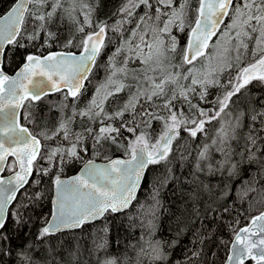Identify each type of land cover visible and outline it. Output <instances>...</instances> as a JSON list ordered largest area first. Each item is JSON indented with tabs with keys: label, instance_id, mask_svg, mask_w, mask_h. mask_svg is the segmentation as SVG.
I'll return each mask as SVG.
<instances>
[{
	"label": "trees",
	"instance_id": "trees-1",
	"mask_svg": "<svg viewBox=\"0 0 264 264\" xmlns=\"http://www.w3.org/2000/svg\"><path fill=\"white\" fill-rule=\"evenodd\" d=\"M14 2L0 0V15ZM120 5L121 0H30L19 33L4 47L2 68L11 73L28 54L78 51L89 33L105 30L76 97L62 89L37 100L27 97L21 106L20 122L41 147L0 228V264H223L235 232L264 211V81L254 76L239 83L243 69L264 50L245 52L201 80L196 72L206 68L205 56L225 23L205 53L189 63L183 61L185 42L174 39V47H165L174 68L163 71L173 72L175 82L139 91L121 72L115 81L122 86L104 100L107 116L94 115L88 106L111 65L124 63L125 72L138 68L121 44ZM161 11L159 20L170 18ZM145 14L150 18L149 8ZM195 14L194 9L188 28ZM180 28L173 23L174 38ZM178 66L196 71L185 75ZM169 116L178 122L171 146L148 164L129 208L106 211L78 229L44 231L55 177L75 172L87 159L129 156V143L139 134L152 150ZM104 129L114 136L103 135ZM15 167L9 159L4 173Z\"/></svg>",
	"mask_w": 264,
	"mask_h": 264
},
{
	"label": "water",
	"instance_id": "water-1",
	"mask_svg": "<svg viewBox=\"0 0 264 264\" xmlns=\"http://www.w3.org/2000/svg\"><path fill=\"white\" fill-rule=\"evenodd\" d=\"M233 0H200L197 16L185 43L183 61L189 63L207 50ZM30 0L15 2L0 15V228L17 192L26 184L41 140L20 122V110L29 97L37 100L65 89L76 97L94 65L104 42L99 28L86 36L80 51L53 50L28 54L13 72L2 68V54L21 28ZM259 76L264 81V56L247 65L240 84ZM175 129L163 130L153 152L137 144L129 156L114 155L107 160L87 159L78 169L57 176L52 183L51 213L44 225L47 234L78 229L99 220L106 213L122 212L132 204L149 163L163 157L171 146ZM9 159L15 169L4 173ZM249 261L245 263L246 261ZM223 264H264V211L253 215L232 237Z\"/></svg>",
	"mask_w": 264,
	"mask_h": 264
},
{
	"label": "rangeland",
	"instance_id": "rangeland-1",
	"mask_svg": "<svg viewBox=\"0 0 264 264\" xmlns=\"http://www.w3.org/2000/svg\"><path fill=\"white\" fill-rule=\"evenodd\" d=\"M162 1L164 5L170 2V0ZM128 3L129 5L132 4L133 0H128ZM233 4L229 20L235 18L234 21H231L228 26L225 24L219 32L217 38L211 44L213 52L207 53L205 56L206 68L200 73L196 72L195 78L199 76V79L202 80L208 70L231 64L237 58L243 59L245 52L253 54L264 50V0H240L239 5L234 0ZM179 7H182V4ZM129 23L131 24L129 25ZM172 25L173 22L169 17H164L162 21L158 17L156 22L149 18L145 12L134 16L132 20L122 17L121 44L129 51L127 57H131L130 60H133L138 68L135 72H125L123 71L125 69L124 63L111 65V72L93 94L87 111H92L94 115L107 116L108 112L104 100L109 94L118 91L122 86V83L115 81L116 76L121 72L123 75H127L129 81H132V78L135 80L136 89L138 88L139 91L150 90V85L153 83L160 88L165 85V81L175 80L173 72H164L168 67L174 68V65L170 62V55L165 50L166 45L174 47V39L177 42L174 35L171 34ZM180 26L179 23L177 28L179 29ZM240 26L243 27V30ZM179 69L185 71V75L196 71L193 66L187 68L178 66ZM181 81L182 79L178 83H181ZM177 126V120L173 116H169L168 120L165 121L164 129L167 127L177 129ZM102 133L103 135L108 134L110 138L114 136L111 129H104ZM137 144H144L147 147V140L144 135H136L130 141V151ZM157 144L158 142L152 150L147 148L148 151L153 152Z\"/></svg>",
	"mask_w": 264,
	"mask_h": 264
},
{
	"label": "flooded vegetation",
	"instance_id": "flooded-vegetation-1",
	"mask_svg": "<svg viewBox=\"0 0 264 264\" xmlns=\"http://www.w3.org/2000/svg\"><path fill=\"white\" fill-rule=\"evenodd\" d=\"M200 0H182V7H179L176 4L177 0H170L169 3H166L164 5L163 1L161 0H133V3L129 5L128 0H121V5L119 6V10H121V19L122 17H125V19H129L132 20L134 16L140 14V13H144L146 11L147 8L150 9L151 15L150 18L153 19L154 21H158V15L157 13L161 10H164L165 13L170 14V19L173 23H175V27L177 28L178 24H181V28L180 30H176L174 31L175 37L178 41L180 42H185L187 40V36H188V32L191 28V26L193 25V22L197 16V8H198V4H199ZM118 2L120 3V0H118ZM234 3V0L231 2L228 12L224 18L223 23L221 24V26L225 23V24H229L231 21H234V19L229 20V16L231 14V7L232 4ZM179 7V8H178ZM194 9L196 11L195 16L193 17L191 26L188 28V23L191 21L192 19V14L194 12ZM162 12V11H161ZM174 12V13H173ZM241 12V11H240ZM133 15H132V14ZM173 13L172 17L171 14ZM239 13V12H238ZM237 16V15H236ZM132 23V22H131ZM129 23V25L131 24ZM173 26V25H172ZM220 26V27H221ZM104 29L103 27H99ZM98 28V29H99ZM241 30H243V27L240 26ZM219 30V29H218ZM105 31V30H104ZM216 35V34H215ZM214 35V36H215ZM183 36V37H182ZM213 36V37H214ZM212 37V38H213ZM233 37V36H231ZM230 37V38H231ZM211 38V39H212ZM217 38V36L215 37V39ZM220 38V37H219ZM86 39V37H85ZM82 42V46L81 48L78 50L80 51L84 45V41ZM105 41V39H104ZM110 42V41H109ZM104 43V42H103ZM103 43L99 49V51L102 49ZM112 44V43H111ZM110 48V47H109ZM73 51V50H72ZM98 51V53H99ZM98 55V54H97ZM108 57L110 58H114L117 57L119 58L120 53H118L117 56H115V53H109L107 54ZM99 160V159H98Z\"/></svg>",
	"mask_w": 264,
	"mask_h": 264
},
{
	"label": "bare ground",
	"instance_id": "bare-ground-1",
	"mask_svg": "<svg viewBox=\"0 0 264 264\" xmlns=\"http://www.w3.org/2000/svg\"><path fill=\"white\" fill-rule=\"evenodd\" d=\"M198 9V8H197ZM196 19V18H195ZM130 99H131V97H130Z\"/></svg>",
	"mask_w": 264,
	"mask_h": 264
}]
</instances>
